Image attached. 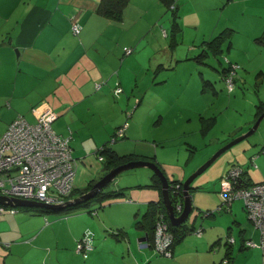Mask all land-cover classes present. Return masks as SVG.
Returning a JSON list of instances; mask_svg holds the SVG:
<instances>
[{
  "label": "rangeland",
  "instance_id": "rangeland-1",
  "mask_svg": "<svg viewBox=\"0 0 264 264\" xmlns=\"http://www.w3.org/2000/svg\"><path fill=\"white\" fill-rule=\"evenodd\" d=\"M164 3L130 0L127 20L116 24L115 34L101 37L106 43L121 40L119 58L127 60L120 67L121 75L96 83L105 98L91 96L78 107L63 108L64 113L52 124L56 133L71 137L70 144L75 146L72 152L79 168L75 178L78 176V181L83 182L78 187L75 179L77 190H83L90 179L85 172L93 174V180L105 175L101 174L103 164L94 153L104 143L119 154L130 155L133 161L152 162L168 179L184 183L257 120V107L264 101V45L256 43L254 37L247 40L243 31L247 23H242L247 17L240 10V3L231 4L230 0L228 5L214 9L216 0H178L182 29L175 36L174 15ZM227 27L238 30L233 33L230 47L224 44L222 51L218 55L210 53L205 63L194 59L203 50V40H210ZM124 46L132 47L133 52L125 55ZM230 63L235 66L232 89L221 73ZM159 64L165 68L157 70ZM119 81L122 91H126L117 95L114 88ZM204 81L212 84L205 87ZM23 114L29 121L35 119L32 111ZM202 119L207 125L205 132ZM120 129L126 136L115 141ZM263 147L264 119L252 135L222 152L191 182L193 211L186 224L195 227V231L185 239L193 238L188 242L191 244L196 239L214 238L210 254L198 253L199 259L192 264H257V251L261 253V264L264 263L260 247L240 251L242 235L252 237L249 240L257 245L261 242L260 230L250 219L244 199L235 198L228 203L223 193L225 174L232 164L247 169L254 183L262 180ZM84 156L93 163H85ZM154 174L148 166L125 170L104 187L108 192L121 189V194L92 200L67 215L51 211L37 216L58 222L70 218L69 222L58 224L56 232L62 235L71 222L73 227L84 226V232L93 233L95 249L88 256L98 251V264H169L174 252L160 255L153 247L154 234L152 246L140 241L145 232L138 225L149 202L163 199L162 188L154 186ZM77 194L73 193V198ZM16 208L0 214V230L3 224L5 230L18 224V211L27 213ZM93 209L97 212H90ZM175 241L174 237L172 248ZM226 249H233V255L223 261Z\"/></svg>",
  "mask_w": 264,
  "mask_h": 264
},
{
  "label": "crops",
  "instance_id": "crops-1",
  "mask_svg": "<svg viewBox=\"0 0 264 264\" xmlns=\"http://www.w3.org/2000/svg\"><path fill=\"white\" fill-rule=\"evenodd\" d=\"M229 1L216 0L214 9L228 5ZM231 1V4L239 2L240 10L247 17L242 21L243 24L247 23L243 30L247 34V40L264 33V0ZM99 2L100 0H0V138L18 115L25 116V111H32L35 117L34 111L50 107L61 115L65 111L63 108L78 107L91 96L106 97L97 90L96 83L115 74L120 76V67L127 60L119 58L120 39L108 43L101 41V37L107 33L115 34L118 22L97 13ZM177 5L179 9V4ZM126 14H130L127 7L125 18L119 24L122 25L127 20ZM75 22L82 26L79 34L72 31ZM234 29L235 32L238 31ZM163 68L164 64L161 69ZM117 84L122 86L121 81ZM117 84L115 83V94ZM125 91L123 89L122 92ZM86 107L91 105L87 104ZM58 118L59 116L56 119ZM71 124L74 123L71 121ZM71 147L74 151L75 146ZM82 159L85 163H93L86 156ZM77 170L79 171L78 165ZM85 174L90 179L84 184V188L94 177L88 172ZM247 178L250 182H256L252 180L248 170ZM75 179L78 187L82 186L80 184L83 182L80 179L78 181V176ZM261 179L258 182L263 181L264 177ZM17 214L16 226L5 230L3 224L0 230V264H98V251L95 250L87 258L81 257L76 251L77 242L84 234V226L75 228L71 222L66 229L68 231L62 235L56 232L58 224L64 220L69 222L70 218L60 219L58 222V219L49 221L37 216L40 213L18 211ZM143 231L146 236V230ZM242 236L246 240L252 239ZM185 237L174 244V260L169 264L195 263L194 259H199L198 253H209L214 248V238L207 241L205 238L196 239L190 244L188 242L193 238L186 240ZM140 241L146 242L143 238ZM147 242L151 243L149 240ZM148 246L150 247L149 244ZM248 248L250 247L241 249L240 245V251ZM232 250L229 252L233 255ZM256 254L257 264H261V253L257 251ZM226 255L227 249L223 261Z\"/></svg>",
  "mask_w": 264,
  "mask_h": 264
},
{
  "label": "built area",
  "instance_id": "built-area-1",
  "mask_svg": "<svg viewBox=\"0 0 264 264\" xmlns=\"http://www.w3.org/2000/svg\"><path fill=\"white\" fill-rule=\"evenodd\" d=\"M72 29L78 34L81 25L75 22ZM130 52L131 49L127 48L126 53ZM227 82L232 89V78H227ZM115 92H122L119 84ZM34 113L35 121H29L23 115L17 116L0 139V196L64 205L74 190L77 170L71 137L54 131L52 124L57 114L50 107H41ZM118 132V135H123L124 129ZM240 173L239 168H232L227 174L223 186L225 201L231 203L235 198L244 199L249 217L261 233L260 244L257 245L253 240L245 244L247 247H260L264 251V180L250 185L241 184L237 179ZM8 208L16 207L0 205V214ZM176 210L178 214L183 211V201L176 202ZM197 232L201 234L202 229ZM93 240V233L85 231L77 242V253L87 258L94 249ZM173 241L174 234L161 215L156 222L153 247L160 255H172Z\"/></svg>",
  "mask_w": 264,
  "mask_h": 264
},
{
  "label": "trees",
  "instance_id": "trees-1",
  "mask_svg": "<svg viewBox=\"0 0 264 264\" xmlns=\"http://www.w3.org/2000/svg\"><path fill=\"white\" fill-rule=\"evenodd\" d=\"M159 1H161L163 3L165 2L164 4L167 5L170 9H172V12L174 15L173 21H172L173 22L172 23V35L175 36L182 29L181 24H180V17H179L180 14L178 13L177 2H176V0H159ZM129 2H130V0H100L96 11H97V13H99L100 15H102L106 18L112 19L116 22H121L124 18L125 8L129 4ZM81 29H82V26H81ZM72 31H73V29H72ZM233 33L235 34V29L234 28L232 29L231 27H227L224 30H222L217 36L211 38L210 40H203V42H202L203 50L194 59L198 60L199 63L200 62L205 63L206 61L204 62V59L206 57H208V55L210 53H214V54L218 55L222 51L224 44L228 43V46L229 47L231 46L232 41H233V36H234ZM255 41L258 44L264 45V33L257 36L255 38ZM126 49H127V47L124 48V54L125 55H130L133 52V48H130L131 52H130V54H127ZM161 66L163 67L162 64H159V66L157 67V70H159L161 68ZM233 70H235V68L233 69V66L231 65V63L228 67H226L225 69H222L221 73L223 75V78L226 79V81H227V78L231 77L232 81L234 82ZM262 73H263V71L259 72L260 75ZM209 84H212V83L210 81H204L205 87H207ZM263 112H264V101L261 104H259L257 107L256 118H258ZM58 116H59V114L57 113V117ZM256 118H255V120H256ZM206 129H207L206 122L204 119H202V132H205ZM3 134H2V136H3ZM115 135H116V137L114 139L115 141L118 139L117 137L124 138L126 136L125 132L123 133V135H118V133H116ZM262 151H264V147L262 148ZM94 152H95L97 158L103 164L102 174H106L111 169H113L114 167H117L121 164H124V163H127L129 161L134 160L130 155L119 154L108 143H104L102 147L96 149V151H94ZM232 168H234V169L239 168L240 169L241 173L237 179L239 180V182H241V184L243 183L245 185H250V184L254 183V182H250L249 178H247V170L241 165L236 166V164H232V166H230L227 169L226 174H225L226 176ZM101 178H102V176L99 179H101ZM99 179H97V180L91 179L89 181V185H87L83 190H77V188H74V190L68 195L69 200L73 199V193H75V192H78L77 195L80 196V195L86 193L87 191H89L91 189V187L94 185V183L97 182ZM154 182H155L154 186L162 188V181L156 174H154ZM169 184H170L169 185L170 196H171V199L173 201L174 208H176V202L177 201L182 202L183 198H184L183 197V183L180 181H177L175 179H173V180L169 179ZM190 190H191V188H190ZM115 194H121V189H115L112 192H108V191H105L103 189L94 198H92L88 201L82 202V203L74 205V206H66V207L59 208V209H48V208H41V207H18V208L23 209L28 213H45V212H51V211H61L65 215H67L72 210L81 208V207L87 205L92 200H96V199L100 200V199L106 198L107 196L115 195ZM94 211H96V209L90 210V212H94ZM176 214H178L177 210H176ZM161 215H163L164 218L168 221L169 230L173 232L174 237L176 239L175 243L177 241L181 240L182 238H184L185 236H187L188 234H191L193 231H195L194 230L195 227L188 226V224H186V222H184L183 224H181L179 226L172 225L171 221L169 220V216H168L166 207L164 205L163 199L156 201V202L151 201V202H149V206H148V209L146 210V213L144 214L143 220L141 222H139V225H138L140 228L146 230V233L149 237V241L153 240L155 224ZM247 241H249V239L248 240L243 239L242 244H241V249L247 247L245 244ZM151 246H152V243H151ZM229 250L230 249H227V255L224 257V260L226 258H231V255H230L231 253L229 252Z\"/></svg>",
  "mask_w": 264,
  "mask_h": 264
},
{
  "label": "water",
  "instance_id": "water-1",
  "mask_svg": "<svg viewBox=\"0 0 264 264\" xmlns=\"http://www.w3.org/2000/svg\"><path fill=\"white\" fill-rule=\"evenodd\" d=\"M17 52L19 53L18 50ZM263 119H264V112L257 118L253 126L247 132H245L243 135L229 142L210 161H208L205 165H203L187 181L183 183V197H184L183 211L178 215L175 212L173 201L170 196V191H169L170 184L168 177L163 173L162 169H160L159 166L155 165L152 162H144V161H129L127 163L114 167L108 173H106L101 179L95 182L89 191L78 197L66 201L64 205L46 204L38 201H30L19 198H9L6 196H0V205L6 207H41L48 209H59L66 206H74L94 198L100 191L104 189L105 186H107L110 182H112L121 172L132 168L148 166L154 169L155 173L161 178L163 202L166 207L169 219L172 225L179 226L188 220L191 212L193 211V203L190 194L191 182L195 179V177L201 174L222 152L232 147L234 144L240 142L241 140H244L248 138L250 135H252L258 129ZM143 240L148 241V236L146 235L143 238Z\"/></svg>",
  "mask_w": 264,
  "mask_h": 264
}]
</instances>
